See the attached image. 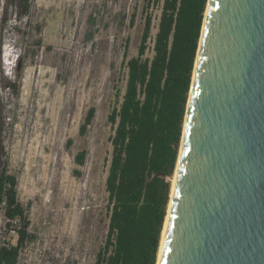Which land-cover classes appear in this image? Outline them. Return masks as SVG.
I'll return each instance as SVG.
<instances>
[{
	"label": "rangeland",
	"instance_id": "obj_1",
	"mask_svg": "<svg viewBox=\"0 0 264 264\" xmlns=\"http://www.w3.org/2000/svg\"><path fill=\"white\" fill-rule=\"evenodd\" d=\"M161 1L150 7L148 57ZM143 6L144 0H31L29 14L20 15L0 0V136L34 235L17 264L95 262L108 224V115L125 88V43L128 57L137 54ZM10 83L19 85L18 94L4 86ZM91 106L95 116L80 136ZM82 149L85 162L77 165Z\"/></svg>",
	"mask_w": 264,
	"mask_h": 264
},
{
	"label": "water",
	"instance_id": "obj_2",
	"mask_svg": "<svg viewBox=\"0 0 264 264\" xmlns=\"http://www.w3.org/2000/svg\"><path fill=\"white\" fill-rule=\"evenodd\" d=\"M156 264H264V0H207Z\"/></svg>",
	"mask_w": 264,
	"mask_h": 264
},
{
	"label": "trees",
	"instance_id": "obj_3",
	"mask_svg": "<svg viewBox=\"0 0 264 264\" xmlns=\"http://www.w3.org/2000/svg\"><path fill=\"white\" fill-rule=\"evenodd\" d=\"M161 0H144L143 28L137 54L123 55L125 88L108 115L113 127L111 155L105 179L108 224L94 264H156L179 153L186 104L207 0H162L153 54L150 7ZM20 15L29 14L31 0H7ZM134 22V18L131 21ZM18 94L19 85L5 84ZM88 108L79 127L84 136L95 116ZM5 120L0 118V132ZM0 136V201L8 214L20 216L16 245L0 250V264H17L20 251L34 235L28 231L25 208L17 198V178L8 171ZM72 139L67 140V145ZM86 150L74 156L85 162ZM79 175L81 172L76 170Z\"/></svg>",
	"mask_w": 264,
	"mask_h": 264
},
{
	"label": "built area",
	"instance_id": "obj_4",
	"mask_svg": "<svg viewBox=\"0 0 264 264\" xmlns=\"http://www.w3.org/2000/svg\"><path fill=\"white\" fill-rule=\"evenodd\" d=\"M20 226V216L8 214L6 200L0 201V250L16 245Z\"/></svg>",
	"mask_w": 264,
	"mask_h": 264
},
{
	"label": "bare ground",
	"instance_id": "obj_5",
	"mask_svg": "<svg viewBox=\"0 0 264 264\" xmlns=\"http://www.w3.org/2000/svg\"><path fill=\"white\" fill-rule=\"evenodd\" d=\"M177 164V163H176ZM175 176H176V169H175V172H174V175L172 177V185H171V191H170V199H171V194H172V190H173V185H174V180H175ZM169 199V200H170ZM170 203V201H169ZM169 203H168V208H169ZM168 212V211H167ZM166 217H167V213H166ZM166 217H165V221H166ZM165 221H164V226H165ZM164 226H163V229H162V235H163V231H164ZM162 240V238H161ZM161 244V243H160Z\"/></svg>",
	"mask_w": 264,
	"mask_h": 264
}]
</instances>
